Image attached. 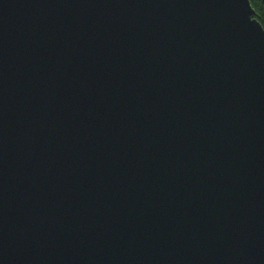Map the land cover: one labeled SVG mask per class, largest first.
<instances>
[{
    "label": "water",
    "instance_id": "water-1",
    "mask_svg": "<svg viewBox=\"0 0 264 264\" xmlns=\"http://www.w3.org/2000/svg\"><path fill=\"white\" fill-rule=\"evenodd\" d=\"M0 264H264L249 0H0Z\"/></svg>",
    "mask_w": 264,
    "mask_h": 264
},
{
    "label": "trees",
    "instance_id": "trees-1",
    "mask_svg": "<svg viewBox=\"0 0 264 264\" xmlns=\"http://www.w3.org/2000/svg\"><path fill=\"white\" fill-rule=\"evenodd\" d=\"M255 12V18L264 30V4L261 0H249Z\"/></svg>",
    "mask_w": 264,
    "mask_h": 264
}]
</instances>
